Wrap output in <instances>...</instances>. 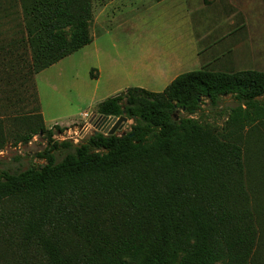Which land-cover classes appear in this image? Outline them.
<instances>
[{
  "label": "trees",
  "instance_id": "obj_1",
  "mask_svg": "<svg viewBox=\"0 0 264 264\" xmlns=\"http://www.w3.org/2000/svg\"><path fill=\"white\" fill-rule=\"evenodd\" d=\"M9 1L15 11L0 8V17L15 20L9 36L16 20L24 33L0 49V66L10 65L15 75L18 63L27 79L92 42L93 0ZM227 97L237 105L220 107ZM96 114L136 121L125 136L98 133L77 145L57 142L41 155L46 164L0 173V199L25 198L30 208L40 206L41 221L25 228L38 264H264V206L255 195L264 187L236 182L244 163L232 129L264 120V72L186 73L162 93L130 88L99 104ZM212 115L224 118L223 142ZM102 197L136 215L113 242L100 235L71 253L54 241L51 229L46 243L36 241L41 223L64 224L78 206ZM26 256L19 264H31Z\"/></svg>",
  "mask_w": 264,
  "mask_h": 264
},
{
  "label": "rangeland",
  "instance_id": "obj_2",
  "mask_svg": "<svg viewBox=\"0 0 264 264\" xmlns=\"http://www.w3.org/2000/svg\"><path fill=\"white\" fill-rule=\"evenodd\" d=\"M237 4L240 7L223 8L224 18L234 17L235 23L227 24L226 20L222 28V42L216 57L220 60L210 66L215 58L208 56L202 66L208 65V70L217 73L264 72V2L240 0ZM170 6V2L160 4L156 0H93V19L89 27L92 44L27 79L21 69L22 62L21 66L20 63L15 66L18 75L12 73L10 65L1 63L0 132L3 139L0 141V173L15 174L46 164L41 155L57 142L67 140L77 145L94 134H109L110 123L102 122L96 114L99 104L130 88L162 93L175 75L189 72L188 64L170 72L172 70L165 62H160L159 66L154 63L157 52L168 51V36L176 31V25L164 17ZM192 6L197 10L195 2L187 1V13ZM0 8L9 13L15 11L9 0H0ZM10 20L15 21L12 16L0 17V49L7 48L14 38L24 33L22 20H16L14 37L9 36L12 35ZM236 105L230 97L220 102L223 109ZM208 106L204 109L211 115ZM177 115L184 116V113ZM213 116L209 121L219 125L215 132L223 142L228 133L222 132L224 118ZM64 124L70 125L65 127ZM133 124L134 121L129 120L116 134L131 132ZM43 127L47 131L39 133ZM232 129L237 131L233 135L239 141L234 144L238 145L244 163L243 173L235 177L236 182L242 180L243 186L261 183L264 187V120L250 127ZM50 131L51 135L48 134ZM27 136L31 139L25 144ZM63 158L64 154L56 153L57 162ZM217 185H220L219 179L213 183V186ZM208 195L213 197L211 193ZM255 195L264 206V188L259 196L256 192ZM132 213L122 210L120 205L112 207L107 197L90 198L78 206L64 224L55 223L49 228L41 223L36 231V241L46 243L45 236L51 229L55 234L54 241H58L62 249L80 252L90 245L89 238L92 244L100 235L113 242L115 234L126 232L128 226L133 225L136 215ZM41 219L40 206L30 208L29 200L25 198L0 199V264H19L26 251L30 254L26 258L31 264L40 262L41 259L34 255L35 246L25 240V228L30 221L36 223ZM134 224L139 227V222Z\"/></svg>",
  "mask_w": 264,
  "mask_h": 264
},
{
  "label": "crops",
  "instance_id": "obj_3",
  "mask_svg": "<svg viewBox=\"0 0 264 264\" xmlns=\"http://www.w3.org/2000/svg\"><path fill=\"white\" fill-rule=\"evenodd\" d=\"M156 1H159L160 4L161 3L165 4L167 2L171 3V6L169 7L170 11H167L166 12L167 14H165L164 17L169 22H172L173 24L176 25V29H175L176 31L172 33L170 36H168V48H169L168 51L157 52L155 54V59L152 56L154 59V63L157 64V66H159L158 64L160 62H165V65L170 70H172L170 72H176L178 71L179 67H182L183 65H187V64L189 65V72L187 73L198 72L203 70L212 71V70H208V65L202 66L203 60H206L208 56H210L213 59L215 58L214 60H212L210 66H212L215 63L216 64L218 63V60L220 59L216 57L218 56L217 52L219 49V44L222 42L221 39L222 28L225 25L226 20H227V24L232 25L233 23H235L234 17L229 20L224 18L223 8L232 6L230 2H232V4L233 3L235 4V6L232 7L235 8L240 7L237 4V2L240 0H156ZM187 1H190L192 3L195 2V6L197 10H195V7L192 6L190 7L189 12L187 13ZM197 11H199V13L196 15ZM8 23L9 25H11L13 22L10 20ZM211 36L213 38L209 40ZM93 42L94 41L92 38V42L90 44H92ZM215 49L216 51H214ZM155 60L158 63H156ZM179 76L180 75H175V78L173 77L174 79L169 81L167 87ZM69 125L70 124H64L65 127Z\"/></svg>",
  "mask_w": 264,
  "mask_h": 264
},
{
  "label": "water",
  "instance_id": "obj_4",
  "mask_svg": "<svg viewBox=\"0 0 264 264\" xmlns=\"http://www.w3.org/2000/svg\"><path fill=\"white\" fill-rule=\"evenodd\" d=\"M104 121H110V128L111 131L109 132L108 136H114L117 135L116 133L121 131L123 129L124 124H126L129 119L124 115L120 118H109V117H103ZM136 121V119L134 118V122ZM126 134H122V136H125Z\"/></svg>",
  "mask_w": 264,
  "mask_h": 264
},
{
  "label": "built area",
  "instance_id": "obj_5",
  "mask_svg": "<svg viewBox=\"0 0 264 264\" xmlns=\"http://www.w3.org/2000/svg\"><path fill=\"white\" fill-rule=\"evenodd\" d=\"M86 115H87V114H86ZM86 115H85V116H86ZM98 118L101 119L102 122H104V123H110V121H104V120H103V117L98 116ZM110 124H111V123H110ZM109 129H111L110 126H109ZM104 135H105V134H104ZM107 135H108V134H107Z\"/></svg>",
  "mask_w": 264,
  "mask_h": 264
}]
</instances>
